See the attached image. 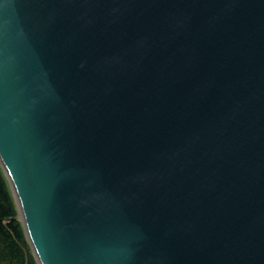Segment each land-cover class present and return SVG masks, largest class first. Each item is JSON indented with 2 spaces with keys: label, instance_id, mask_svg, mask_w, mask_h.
Segmentation results:
<instances>
[{
  "label": "water",
  "instance_id": "95a60500",
  "mask_svg": "<svg viewBox=\"0 0 264 264\" xmlns=\"http://www.w3.org/2000/svg\"><path fill=\"white\" fill-rule=\"evenodd\" d=\"M0 167L38 264H264V0H0Z\"/></svg>",
  "mask_w": 264,
  "mask_h": 264
},
{
  "label": "trees",
  "instance_id": "16d2710c",
  "mask_svg": "<svg viewBox=\"0 0 264 264\" xmlns=\"http://www.w3.org/2000/svg\"><path fill=\"white\" fill-rule=\"evenodd\" d=\"M0 167V264H37Z\"/></svg>",
  "mask_w": 264,
  "mask_h": 264
}]
</instances>
